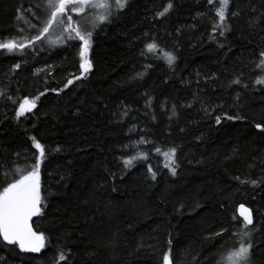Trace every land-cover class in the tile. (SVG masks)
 Wrapping results in <instances>:
<instances>
[{
    "label": "trees",
    "instance_id": "1",
    "mask_svg": "<svg viewBox=\"0 0 264 264\" xmlns=\"http://www.w3.org/2000/svg\"><path fill=\"white\" fill-rule=\"evenodd\" d=\"M39 2L0 0V41L27 27L20 13L41 27ZM171 2L158 17L169 0H128L93 33L92 67L79 80L75 40L0 54V164L32 163L33 137L47 153V206L33 223L46 247L0 248L8 264H57L60 251L68 259L59 264H163L165 254L172 264H217L242 228L240 204L254 214L251 264H264V182H240L264 181V133L255 127L264 126V86L255 84L264 76V0H230L223 36L206 0ZM151 42L158 48L148 53ZM165 51L176 56L171 67ZM25 99L36 106L18 120ZM141 138L147 143L137 146ZM156 148H176L175 176ZM137 152L148 159L125 168L123 159Z\"/></svg>",
    "mask_w": 264,
    "mask_h": 264
},
{
    "label": "snow or ice",
    "instance_id": "2",
    "mask_svg": "<svg viewBox=\"0 0 264 264\" xmlns=\"http://www.w3.org/2000/svg\"><path fill=\"white\" fill-rule=\"evenodd\" d=\"M127 3L128 0H40L35 7L46 14V18L41 21L42 26L37 27L35 23L26 19L23 13L18 14L17 20L23 22L27 27L18 28L19 38L11 37L0 41V54L23 55L26 50L35 49L37 43H48L50 46L55 47L69 41H79L81 42L79 55L82 73L81 76L75 77L76 80H79L92 67L88 60V52L91 47L93 33L101 25L110 23L114 16L125 9ZM206 3L214 7L218 21L213 25V28L214 30L219 29L220 35L223 36L225 32L231 30L230 25L226 23L229 15L230 0H206ZM172 8L173 4L169 0V3L162 11L157 13V16H166ZM27 11L35 16L31 8ZM71 12L80 17V21L76 25L73 23ZM231 15L235 16L238 13L233 12ZM256 22L253 20V23ZM55 29H59V31L56 32L55 38L52 39ZM33 32L35 34H32ZM157 48L158 45L155 42L146 44L148 53H153ZM260 55L261 59L258 67L264 68V52ZM163 59L171 67L176 61V56L172 52L165 51ZM15 67L19 68L20 64H16ZM137 77L142 78L143 73H138ZM72 83L73 80H68L67 82L68 85ZM232 83L240 85L242 81L240 78H236ZM255 84L264 86V76L258 77L255 80ZM243 87L247 88V84H244ZM0 97H5L3 91H0ZM6 98L12 100L11 97ZM36 99H39V97ZM237 99H239L238 96ZM35 106V100L29 101L25 99L16 111L17 119L19 120L20 117H24L26 113L31 112ZM218 107L221 106L218 105ZM205 111H208V109H205ZM223 118L227 120L234 119L233 116L227 114ZM221 119V116H217L216 123L219 124ZM255 127L260 133H264V126L256 124ZM32 139V147L38 151V155L34 156L32 163H26L25 166L0 164V177H2V180H0V188H2L0 190V248L7 249L8 252H13L18 248L21 252L40 253L46 247L45 234L34 229L33 218L41 217L44 214L43 208L47 206L45 203L46 197L42 195L41 184V166L47 157V153L41 143L36 141L34 137ZM143 143H147V141L141 138L137 142V146ZM59 150V148L56 149V151ZM155 152L164 157V167L175 176L176 168L178 167L176 148L163 152L160 148H156ZM16 156L19 157V153ZM147 159L148 155L146 153L137 152L136 155L123 159L122 162L125 168H131L135 166L136 162ZM147 170L151 174V179L155 180L156 172L152 170L151 166ZM237 179L239 180L240 178L237 177ZM240 182L242 184L250 183L253 187H259V184L264 181L245 179ZM240 215L243 217V222L242 228L234 233L237 236L236 243L226 254H222L217 264H251L252 249L255 246L253 233L256 229L250 227L253 226V216L250 209L241 205ZM233 219L236 220L238 218L234 216ZM226 231H228L226 228L222 229L220 232H216L215 235L221 236ZM9 246L12 247L9 248ZM67 259L68 257L65 253L60 251L57 264ZM0 264H8L5 256H0ZM163 264H172L169 254L163 256Z\"/></svg>",
    "mask_w": 264,
    "mask_h": 264
},
{
    "label": "rangeland",
    "instance_id": "3",
    "mask_svg": "<svg viewBox=\"0 0 264 264\" xmlns=\"http://www.w3.org/2000/svg\"><path fill=\"white\" fill-rule=\"evenodd\" d=\"M70 14H72V16H73V23H74V25L78 24V22L80 21V17L76 16L74 12H71ZM58 31H59V29H55L51 38L54 39V38H55V34H56V32H58ZM78 42H79V41H78ZM80 48H81V42H79V49H80ZM89 50H90V49H89ZM88 56H89V52H88ZM88 59H89V57H88ZM0 90H1V89H0Z\"/></svg>",
    "mask_w": 264,
    "mask_h": 264
},
{
    "label": "water",
    "instance_id": "4",
    "mask_svg": "<svg viewBox=\"0 0 264 264\" xmlns=\"http://www.w3.org/2000/svg\"><path fill=\"white\" fill-rule=\"evenodd\" d=\"M241 205H243L245 208H248V209H250L251 210V212H252V216H253V224H254V214H253V210L248 206V205H246V204H240V206ZM240 206H239V215H240ZM241 216V215H240ZM242 217V216H241ZM35 218V217H34ZM34 218H33V220H34ZM243 218V217H242ZM34 227V226H33ZM35 229V228H34Z\"/></svg>",
    "mask_w": 264,
    "mask_h": 264
}]
</instances>
